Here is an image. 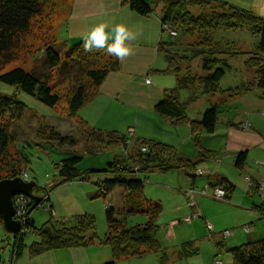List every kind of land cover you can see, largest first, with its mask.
<instances>
[{
    "label": "rangeland",
    "instance_id": "rangeland-1",
    "mask_svg": "<svg viewBox=\"0 0 264 264\" xmlns=\"http://www.w3.org/2000/svg\"><path fill=\"white\" fill-rule=\"evenodd\" d=\"M65 1L66 0H48L41 8L40 14L31 19L28 30L16 38L13 48L7 53L0 54V73H5L14 67H21L26 71L34 73L37 77H40V80L45 82L50 88V91L56 93L59 97L58 105L50 108L39 103L32 97L19 93L15 88L12 89L0 83V93L7 95L13 93L14 97L25 105L20 118L10 128L13 143L11 142V144H9L7 154L0 165V179L16 171V173H20V178L21 176L22 178L25 177V181L28 180L37 187L50 190V193L47 192L45 195H42V193H35L31 197L21 195L22 201L19 202L21 205L20 208L24 206L23 208L27 214L33 209L29 217L35 229L40 228L48 221H59V219L70 220L74 215L88 214L93 217L95 235L99 240H102L106 231L104 205L108 204L109 207H112L116 215L120 214L123 207V190L119 187H115L106 197L100 196L99 194L97 195V187L95 186L97 180L110 179L109 174L102 173H90L86 182L72 181L56 185V183L61 180L57 176L56 165L59 161L70 155H76L81 158L76 166L80 172L90 169L102 170L106 163L114 160L124 163L130 170L136 171L140 166L135 163L134 159L137 155H135L136 153L134 152L138 150L139 142L134 143L135 140L133 139L146 137V131L141 134V129L136 130L132 124L135 121L133 118H119V116H115L114 114L120 110L111 105L108 112L103 114V117L99 120L104 125L108 124L105 120H111V123H117L118 127L123 129L122 131L124 132L121 134L125 135L128 144L126 148L120 144H104V146L102 144L103 142L101 143L98 141L93 135H86V128H90V125L85 124L86 122L81 119L82 126L84 125L82 127L76 115L69 116L67 101L75 88L82 85L92 90L90 81L84 74L85 70L91 67L105 65L108 60V54L106 50H101L98 51L97 56H95L97 59L95 58V60L92 59L79 63L75 60L70 61L67 59L69 52L64 46L60 45L58 37L59 29L65 20ZM200 11L202 10L197 8L189 9V12L194 16L198 15ZM166 35L167 41L179 38L175 43L180 47L175 48V50H179L180 48L182 50H189L191 47H194V43L200 38L199 35V37L196 36V38L193 36L185 37L182 35H171L170 33ZM211 38L221 44V50L223 52L238 54L233 56L228 55L227 58L225 55L220 56L224 57L226 66L220 62L212 67L211 72L218 67L224 72L223 77L218 82V88L227 89L240 87L242 84L246 83V81H253V70L249 67L247 61L249 52H251L253 47L257 44L258 37L253 36L248 28L245 27L235 31L220 29L213 33ZM49 46H53L62 59L61 64L53 69L48 68L44 63V49ZM172 46L173 45H170L169 47ZM203 50L208 51L207 49ZM186 53H188V51ZM192 59L191 61L183 60V62L180 63L179 70L181 74L185 75L188 73L194 76L204 75L205 71L202 70L201 67V60L203 57H193ZM178 95L179 101L182 102L185 107L186 115L190 117L199 116L200 112L202 113L209 109L218 100V97L214 96L215 101L212 102V99H209L206 95H202L199 90L197 92L180 90ZM188 98H192V100L188 101ZM221 109H223L225 113L228 112V109L232 111V108H228L227 106ZM161 130L162 126L157 125V128L154 130V139L158 136L161 138L163 137V132H161ZM54 132L58 133L61 137H72L74 143L71 145L69 142L71 140H66L60 144L56 139H50ZM151 132L153 131L151 130ZM192 146V141L186 142L181 149L182 151L187 147L192 149ZM88 149L94 150L95 153L89 154L87 152ZM179 152H181V150H179ZM139 153L143 155L146 151L142 152L139 149ZM208 164L209 163L206 165ZM210 166L211 165H208L207 168ZM182 168L183 167H181V169ZM190 170H192V173ZM198 170H204L203 166H197V168L192 167L190 169L187 168L186 170L182 169V171L178 169V171L171 170L166 172H160L153 168V170L145 173L139 172L136 176L140 182H143L142 194L144 197L153 201H159L162 206V211L156 220V222L160 224L158 240L160 245L163 243L161 247L163 248V245L165 247L170 246L173 242L180 239L181 236L187 237L185 238L186 241L193 242V246L198 249L197 255L188 260V264H208V262L212 264L214 257L221 260L225 256V253H219L218 249L214 247V244L209 241V233L205 230L206 228L204 229L205 223L203 222L204 225L202 224V228L195 224L194 220L190 224H185L183 221L181 223V218L190 215V210L187 207V195L185 193L191 186L189 175L191 173L195 176H202L204 171L199 175L197 173ZM225 174L231 179L229 181L235 185L231 199L235 205L242 208H235L234 206L228 205L226 202L229 201L227 200L219 201L204 196H200L199 199L205 202L203 208L206 213L215 217L216 225L222 226L221 228H215V233H220L224 231V229L233 230L234 228L235 235H245L246 233L243 232V227L247 225L251 228L249 216L254 214V211H249L251 203V198L249 196L251 192H248V189H245L246 186L239 182V173L236 172L234 175L226 171ZM203 187H205V185H202L199 189H194V191L199 192ZM86 188L90 190L86 191ZM94 194H96V196ZM47 195L49 200L48 203L46 202ZM257 196H259V193H257ZM257 196H253V198L258 199ZM35 199L38 201L36 202ZM49 205H51L50 213L45 210ZM245 208L248 209V211H245ZM180 210H182V212H179ZM183 210L185 211L183 212ZM139 218L140 216L138 215L129 217L126 219V225H134L140 221ZM12 219L21 224L20 230L18 231L19 234L17 233L18 235H16V237L18 238V236L24 235L22 243L25 246L37 240V236L34 232H24V230L27 229L25 219H22V216L17 218L14 212ZM172 220H180L176 228V236L165 243L166 241L160 239V237L165 233L163 230L164 228L168 230L171 227L169 222ZM199 221H201V219H199ZM206 221L211 224L208 220ZM256 222L262 224L264 219L257 220ZM230 223H232L230 226H224ZM14 236L15 235L4 232L0 224V264H9L10 256L12 259L17 256L14 249L12 251V246L16 248L17 241L14 239ZM227 240H224V242H227ZM247 242L248 239L245 238L243 244ZM152 256L153 254H148L146 257L129 258L117 261L115 264H153L151 261ZM184 261L179 264H185Z\"/></svg>",
    "mask_w": 264,
    "mask_h": 264
},
{
    "label": "trees",
    "instance_id": "trees-1",
    "mask_svg": "<svg viewBox=\"0 0 264 264\" xmlns=\"http://www.w3.org/2000/svg\"><path fill=\"white\" fill-rule=\"evenodd\" d=\"M47 1L0 0V54L7 53L13 48L16 38L28 30L31 19L40 14L41 8ZM128 7L140 16H147L151 12V8L142 0H128ZM190 8H197L202 11L194 16L189 12ZM164 24L173 30L175 35L193 36L195 38L196 36H200V38L194 43V47H191L189 50H182L181 48L179 49L180 51L175 50V48L180 47L175 43L179 38L170 41L164 39L158 44V50L162 53L166 62V68L163 73L173 76L175 87L163 95L162 99L153 106V111L162 119L172 124H186L197 156L206 157L210 154L200 147L199 136L201 134H211L214 131L218 116V101L209 109L202 112L198 120H190L186 116L183 103L179 101L178 92L180 90L190 92H197L199 90L202 95H206L209 99L217 96L224 101L238 97L255 87L260 91V97L264 99V17L219 0H162L160 32L167 37V33L162 29ZM245 27L248 28L253 36L258 37L257 44L249 52L247 61V64L253 70L254 80L246 82L240 87L219 89L218 82L223 77L224 72L220 67L215 68L211 72L212 67L220 62L226 66L224 57L220 56L225 55L227 58L228 55L233 56L238 54L223 52L221 44L212 40V34L220 29L235 31ZM83 44L80 43L70 47L67 59L70 61L75 60L78 63L92 59L95 60V56L101 50L93 49L91 52H86L83 49ZM170 45L173 46L169 47ZM203 49H207L208 51H204ZM187 51L188 53H186ZM193 57H203L201 67L205 71L204 75L181 74L179 70L180 63L183 60L191 61ZM107 59L105 65L85 70L84 74L90 81L92 90L82 85L75 88L67 101L69 116L76 115L77 111L92 95L96 87L105 79L106 75L117 68L118 59L115 56L108 55ZM61 60L60 55L53 46L44 49V63L48 68L53 69L58 67L61 64ZM63 61L66 62L65 60ZM0 83L12 89L15 88L19 93L32 97L47 107L53 108L58 105V95L51 92L45 82L40 80V77L21 67H14L5 73H0ZM190 100L192 98H188V101ZM24 108L25 105L17 100L13 93L8 95L0 93V165L7 154L9 144L13 141L10 128L20 118ZM79 121L81 122L80 119ZM86 129V135H93L98 141L103 142V145L120 144L126 148L128 144L125 135L115 131ZM52 136L50 139H56L60 144L66 140H71L69 141L71 145L74 143V139L69 136L61 137L55 132ZM137 142H139L138 150L134 152L137 157L134 160L140 167L136 171L130 170L124 163L118 160L106 163L102 170L90 169L82 172L76 167L81 159L79 156L70 155L59 161L56 168L57 176L61 180L56 185L72 181L86 182L90 173L109 174L110 179L97 180L95 183L97 187L96 194L106 197L115 187L121 188L124 192L122 211L116 215L112 207H109L108 204L104 205L106 231L103 239L99 240L94 232L93 217L88 214H77L72 216L70 220L59 219V221H48L40 228L35 229L29 217L32 209L26 215L27 230H24V232H34L38 241H33L26 247L30 256L55 249L86 247L97 242L108 246L110 250V260L102 264H115L119 260L139 258L148 253H156L162 250L158 240L160 227L156 222L162 211V206L159 201H153L144 197L142 194L143 182L137 179L136 174L151 171L153 168L160 172L178 170L181 167L190 169L194 165H182L181 160L173 154V150L169 146L142 139L134 141V143ZM141 146H145L148 149L143 155L139 153ZM87 152L89 154L95 153L91 149H88ZM244 164L245 155L242 153L238 154L235 158L234 166L237 169H241ZM9 174L1 179H11L20 176V173H16V171ZM191 177H195V175ZM212 187L224 189L226 200L233 189V185L224 178L220 179ZM31 192L28 197H31L35 193L45 195L47 192L50 193V190L37 187L33 183ZM96 194L94 195L96 196ZM48 195L46 199L47 203L49 202ZM45 210L50 213L51 205L47 206ZM254 210L264 219V199L254 206ZM135 215L143 217V220L134 225L127 226L126 219ZM16 235L14 236V239L17 240L16 248L12 246V251L14 249L15 254L18 255L25 248V245L22 243L24 235H20L18 238ZM190 247V244L182 245L175 255L176 259L181 260L186 255L193 253V251L195 252V250L190 251ZM215 247L219 248L221 246L216 244ZM185 248L187 249L185 250ZM188 250L189 252L186 254ZM226 252L231 256V264H264V238L227 248ZM165 258V255L162 254L160 261L164 262Z\"/></svg>",
    "mask_w": 264,
    "mask_h": 264
},
{
    "label": "crops",
    "instance_id": "crops-1",
    "mask_svg": "<svg viewBox=\"0 0 264 264\" xmlns=\"http://www.w3.org/2000/svg\"><path fill=\"white\" fill-rule=\"evenodd\" d=\"M142 1L151 8V12L147 16H140L131 11L128 7V0L65 1V20L59 29L58 37L60 45L67 50L74 45L84 43L91 30L101 23L109 25L106 32L113 39L115 33L112 28L116 25H124L136 35L135 40L126 41V44L132 48L133 54L126 57L122 62L118 60V66L115 71H111L106 75L105 79L77 111L76 117L80 120L83 119L86 122L85 124L90 125V128L101 131H115L119 134L124 131L118 127L117 123L105 120L108 124L104 125L99 120L103 117V114L108 112L109 107L112 105V107L120 110L114 114L119 116V118H133L135 121L132 124L135 129H141V134L146 131V137H140L139 139L144 138L142 140L169 146L173 150V154L181 160L182 165L187 164L189 166V164H192L194 168L203 166L204 170L202 171H204V174L202 176L191 177L192 171L189 175L191 179L190 189H193V191L194 189H199L202 185L207 187L215 186L222 178L233 185L229 181L231 179L225 173L226 171L234 175L236 172L239 173V182L246 186L245 189L247 188L248 192H251L249 196L251 198L249 211H254V214L249 216L251 228L249 227V231L245 235H235L234 228L231 230L234 233L225 239L221 238L219 232L215 233V228H221L222 226H217L215 217L206 213L203 208L205 202L199 199L201 195L195 191L193 193L195 205L194 207H187L190 210V214L195 212L198 217L191 219L189 222H183L190 224L194 220V223L201 228L204 222V229L206 228V223H208L206 220L211 222L209 224L212 231L208 232L209 241L214 244V247L219 244L221 247L217 248L218 252L225 253L223 259H219L221 264H231V256L226 252L227 248L243 245L245 238L248 239V242L264 238V222L262 224L256 222L263 218L254 210V206L261 201L260 197L257 196L258 190L255 186L249 188L247 183V181H252L253 183L264 181V99L260 97V91L255 87L233 99L222 101L218 98V116L214 131L210 135L201 134L199 136L200 147L210 155L198 157L194 146H192V149L187 147L182 151L181 147L186 142L191 141L188 126L184 123L172 124L153 111V106L162 99L163 95L175 87L173 76L163 73L166 68V62L162 53L158 50V44L162 40L167 39L160 32L162 0ZM219 1L249 10L258 16L264 17V0ZM108 43H112V39ZM146 78L149 79L148 84L144 82ZM211 101H215L214 97ZM225 106L232 108V111L228 109L227 113L223 112L221 108ZM201 114L200 112L197 117L186 116L190 120H198ZM242 124H248L249 126L246 129H242ZM157 125L162 126L163 137L158 136L154 139V130ZM241 153L245 155V164L241 169H237L234 166V161L236 156ZM207 163L211 165L209 168H207ZM182 169L186 170L185 167ZM182 169L180 168L179 171H182ZM234 189L235 185H233V189L228 195L227 201L229 202L226 203L235 208H242L235 205L231 199ZM89 190L86 188V191ZM253 196H257L258 199H254ZM244 210L248 211L246 208ZM179 212H182V210ZM139 220L142 221L143 217H140ZM179 221L172 220L169 222L171 227L168 230L165 229V233L160 239L167 243L171 238H174ZM157 224L160 227V224ZM231 224L224 226H230ZM185 238L187 237L181 236L180 239L173 242L170 246L165 247L163 245L160 252L148 253L153 254L151 258L153 264H179L184 260L185 264H188V260L197 255L198 249L193 246V242L186 241ZM224 240H227V242H224ZM36 241H38V238ZM184 244H190V251L195 250L196 253L193 251V253L178 260L175 255ZM26 247L15 258L12 259L10 256L9 264H102L108 262L111 258L108 246L97 242L86 247L55 249L34 256L28 254ZM187 252L189 250L186 251V254ZM162 254L166 257L164 262L160 261ZM146 255L142 257H146ZM208 264L211 263L208 262Z\"/></svg>",
    "mask_w": 264,
    "mask_h": 264
},
{
    "label": "built area",
    "instance_id": "built-area-1",
    "mask_svg": "<svg viewBox=\"0 0 264 264\" xmlns=\"http://www.w3.org/2000/svg\"><path fill=\"white\" fill-rule=\"evenodd\" d=\"M162 29L166 33H170L171 35H175V32L173 30H171L165 24L162 26ZM146 81H149V79L146 78L144 82L146 83ZM148 83H146V84H148ZM248 126H249L248 124H242L241 127H242V129H246ZM139 149L142 152H145V151L147 152L148 151V149L145 146H141ZM197 173L199 175H201L203 173V171L202 170H198ZM21 178H22V176H21ZM22 179L25 180V177L22 178ZM247 183H248L249 188H252V187L255 186V188H257V190H258L260 199L261 200L264 199V181L257 182V183H253L252 181H247ZM185 193L187 195V206L188 207H194L195 199L193 197V193H194L193 189H189V190L185 191ZM198 194L201 195V196L209 197V198H212V199H215V200H219V201H225L226 200L225 199V194L226 193H225L224 189H222L221 187H210V186L207 187V186H205L198 192ZM20 201H22V196L21 195L14 196L12 198L13 209H14V212H15L17 218L22 216V219H25V223H26V215H27V213H25V209L23 208L24 206L22 208H20V206H21L19 204ZM196 217H198V215L194 212V213L190 214L189 216H186V217L182 218L181 220L183 222H189L191 219H194ZM206 229L208 230V232L212 231L211 225L209 223H206ZM248 230H249V227L247 225L243 227V232L244 233H247ZM232 234L233 233H232L231 230H224V231L219 233V235L221 236L222 239L228 238ZM212 264H221V262L218 260L217 257H215L212 260Z\"/></svg>",
    "mask_w": 264,
    "mask_h": 264
},
{
    "label": "clouds",
    "instance_id": "clouds-1",
    "mask_svg": "<svg viewBox=\"0 0 264 264\" xmlns=\"http://www.w3.org/2000/svg\"><path fill=\"white\" fill-rule=\"evenodd\" d=\"M108 27L107 23L95 26L86 38L83 49L86 52H91L93 49L106 50L108 55L115 56L122 62L126 57L133 54L132 48L126 44V41L135 40L136 35L130 32L126 26L116 25L112 28V31L115 33L113 39L106 32ZM110 39H112V43H108ZM148 82L146 81V83Z\"/></svg>",
    "mask_w": 264,
    "mask_h": 264
},
{
    "label": "water",
    "instance_id": "water-1",
    "mask_svg": "<svg viewBox=\"0 0 264 264\" xmlns=\"http://www.w3.org/2000/svg\"><path fill=\"white\" fill-rule=\"evenodd\" d=\"M32 186V182L22 180L18 176L0 180V222L4 232L16 235L20 230V223L12 219L14 214L12 198L17 195L30 196Z\"/></svg>",
    "mask_w": 264,
    "mask_h": 264
},
{
    "label": "bare ground",
    "instance_id": "bare-ground-1",
    "mask_svg": "<svg viewBox=\"0 0 264 264\" xmlns=\"http://www.w3.org/2000/svg\"><path fill=\"white\" fill-rule=\"evenodd\" d=\"M9 179V178H8ZM51 211V210H50ZM46 231V230H45Z\"/></svg>",
    "mask_w": 264,
    "mask_h": 264
}]
</instances>
